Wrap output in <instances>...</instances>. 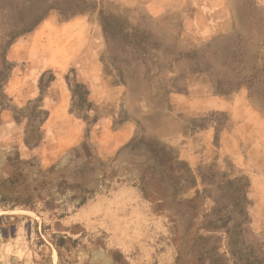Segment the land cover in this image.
<instances>
[{"label":"rangeland","instance_id":"1","mask_svg":"<svg viewBox=\"0 0 264 264\" xmlns=\"http://www.w3.org/2000/svg\"><path fill=\"white\" fill-rule=\"evenodd\" d=\"M133 1L137 0H0V10H9L14 16L22 12L38 18L47 13L7 55L14 66L11 78L14 72L19 77L27 72L28 84L24 80L23 84L33 85L40 95L14 105L6 94V84L5 111L17 123L25 122L26 132L33 130L34 142L26 141L27 145L43 149V154L26 157L16 146L3 149L0 144V190L12 198L0 202V264H176L177 237L168 228L167 218L155 213L134 188L113 184L83 207L45 208L47 196L63 200L82 188L96 190L102 178L113 171L135 176L148 165L155 177L164 181L173 200L175 186L152 156L139 149H125L135 138L159 139L152 133L153 116L166 118L174 133L180 131L184 137L215 129L212 150L216 160H202L191 167L198 186L184 198L204 189L200 172H210L215 182L223 173L251 180L231 160L222 158L226 145L222 135L226 133L240 140L238 150L251 159V171L264 172V98L251 97L245 86L229 96L216 94L214 87L219 81L254 74L264 81V0ZM102 12L118 17L127 32H146L150 39L145 49L133 39L106 36ZM70 32L81 44L74 54V48L65 50L63 46V34L68 37ZM82 69L99 74L100 101H88V86L80 80ZM52 84L51 108L66 103L75 120L65 128L59 122L43 127L50 115L44 97ZM77 84H83L88 93L77 90ZM113 87H119L114 94L109 92ZM258 87L264 92V83ZM73 90L77 91L75 97ZM189 100H223L232 109H192ZM241 101L247 108L239 109ZM125 130L128 135L133 133L128 141L120 137L127 134ZM46 144L53 149L47 161ZM230 145L232 141L229 149ZM252 148L257 152L254 156L250 155ZM18 170L24 172L25 184L40 196L35 210L16 206V195L1 185L2 177ZM257 190L251 186L248 194L253 207L248 208L237 252L264 259V232L252 225L253 213L264 218V190ZM213 205L207 200L204 213ZM170 208L179 211L177 203ZM180 222L186 228L187 217ZM216 236L222 240L220 253L234 264L240 257L228 251L225 233Z\"/></svg>","mask_w":264,"mask_h":264},{"label":"trees","instance_id":"2","mask_svg":"<svg viewBox=\"0 0 264 264\" xmlns=\"http://www.w3.org/2000/svg\"><path fill=\"white\" fill-rule=\"evenodd\" d=\"M46 16L47 13H44L38 18H29L22 12H17L14 16L9 10H0V22L4 23L0 25V118L7 108L8 101L4 87L9 82L14 68L7 60L8 51L19 38L32 33ZM102 26L106 36L115 34L125 40L133 39L142 49H145L144 45L150 39L144 31L127 32L118 17L107 15L105 12H102ZM259 83L264 81L254 74L235 81H219L214 83V87L216 94L229 96L245 86L250 91L251 97L264 98V92L258 87ZM76 87L77 90L85 89V93H88L83 84H77ZM72 93L74 97L77 96V91L73 90ZM127 148L136 149V151L139 149L152 156L162 173L175 186L173 200L166 190L164 181L157 179L154 169L148 165L145 170L135 176L128 172L113 171L112 175L102 178L101 186L96 190L82 188L80 193H73L63 200L53 195L47 196L45 208L63 210L74 205L80 208L109 191L113 184L131 187L140 193L142 199L155 213L167 218L168 228L177 237L175 240L176 264L191 262L193 264H229L230 260L225 254L220 253L222 240L216 234L221 232H224L228 239V251L233 256L240 255L237 250L243 233L242 228L248 219V208L253 207V203L248 198L252 183L247 176L229 178L226 173H223L217 176L218 182H215L213 174L200 172L204 189L195 190L192 197L184 198L185 194L196 189L198 177L188 162L180 158L176 148L155 138H135L125 147ZM25 182L26 176L22 170L11 172L7 177L1 178L2 187L10 194L16 195L14 200L16 206L35 210L36 200L40 196L34 194V190H31ZM217 192H221V195L217 196ZM8 196L0 190V202L7 203L9 199H12ZM207 200H212L214 205L205 214L204 205ZM175 203L179 206L178 212L170 208V205ZM183 217H187L186 228L180 222ZM240 217L244 219L239 220ZM239 257L233 260L234 264H264L263 258L254 257L252 254Z\"/></svg>","mask_w":264,"mask_h":264},{"label":"crops","instance_id":"3","mask_svg":"<svg viewBox=\"0 0 264 264\" xmlns=\"http://www.w3.org/2000/svg\"><path fill=\"white\" fill-rule=\"evenodd\" d=\"M138 1V0H137ZM137 1H133L132 3H137ZM161 7V6H160ZM159 7V8H160ZM71 32L69 33V36H64L65 44L63 45L65 47V50H72L74 48V52L80 51L81 44L77 42V38H74ZM59 45H61L60 42H57ZM81 81H83L87 86L89 90L88 95V101L94 102V101H100L102 99V96L98 90L97 83V76L91 75L88 71L85 69L81 70ZM28 73L26 72L23 77H19V75L15 74L10 79V81L7 83L5 87L6 94L13 100L14 105L21 106L26 101H30L38 97L40 94L37 91V89L33 86H25L23 84L24 82L27 83L28 80ZM55 85L52 84L51 87L48 90V95L44 97V103L45 107L49 109L50 115L44 124V128H50V125H53V123H58L62 128H65L70 125V123H74L75 120H73V117L71 116L72 113L68 112V107L66 103L60 104L58 103L55 107V109L52 107V89ZM119 87H113L110 93L114 94L118 91ZM183 101H187L184 100ZM188 106H191L192 109H201V107H210L214 108L219 111H229L232 109V105L223 100H211V101H194L192 102L189 100L187 103ZM240 106L239 109L244 105L243 101L239 102ZM244 107V106H243ZM244 108H247L246 105ZM74 116V115H73ZM1 125H0V144L1 148L8 149L10 147H17L18 151L21 152L26 157H31L32 155H36L40 153V155L43 154V149L37 150L35 147H28L27 142L29 141L31 145L33 144V130L29 129L26 132V123H17L14 120V117L9 111H3L1 114ZM149 120L151 122V117H149ZM152 133L155 134L160 141L176 148L179 152L180 158L188 162V164L194 168L196 167L200 161L205 162H213L216 160L217 154L213 152L212 145L214 142V136H215V129L209 128L207 130H198L193 135L189 137H184L182 133L175 132L173 124L168 122L166 118H161L160 116H153L152 117ZM177 125H180L178 122L175 123ZM124 133H127L126 135H121L120 137L124 141H128L132 138L133 133L128 135V131H124ZM49 134V132H48ZM30 137V138H29ZM32 138V141H31ZM232 141V145H230V149L228 147V144ZM222 142L226 143L224 146V152L222 153V158H227L231 160L238 168L242 169L244 173H247L251 177V183L253 189L258 190H264V172L257 170L251 171L250 167V160L251 159H245L242 153L239 152V145L240 140L236 139L235 135L229 136L228 133L222 135ZM50 144H46L45 146V159L47 161V158L50 159L52 157L53 149H49ZM56 149V148H55ZM54 149V150H55ZM257 152L252 148L250 150V155L256 154ZM254 156V155H253ZM257 190V191H258ZM259 209V208H258ZM260 211V210H258ZM258 216H255V214H252V220H253V227L256 231L264 232V218H257Z\"/></svg>","mask_w":264,"mask_h":264}]
</instances>
